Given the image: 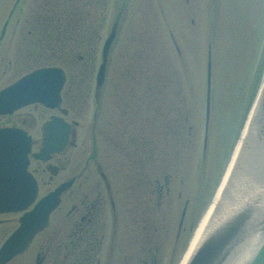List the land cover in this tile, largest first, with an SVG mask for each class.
<instances>
[{
	"label": "flooded vegetation",
	"instance_id": "af4514ba",
	"mask_svg": "<svg viewBox=\"0 0 264 264\" xmlns=\"http://www.w3.org/2000/svg\"><path fill=\"white\" fill-rule=\"evenodd\" d=\"M73 1L39 0L30 23L26 22L31 9L28 0H0V18L10 7L0 44L6 37L8 43H17L19 34L21 43L30 46L44 42L58 46L60 37L70 42L76 27ZM84 1L90 18L93 0ZM63 20L68 23L62 25ZM91 30L87 23L85 34L91 35ZM123 79L105 76L98 99L101 127L98 132L95 115L94 125L84 133L81 153L65 159L66 153L79 147L77 125L64 151L47 162L31 159L29 169L39 191L43 186H50L48 192L65 183L69 186L49 225L25 252L2 264L180 263L222 184L239 138L237 128L222 124L224 119L214 109L209 111L208 124L207 109L202 110L203 117L195 115V121L182 108V99L179 108L171 106L170 94L163 108L152 99L145 103L141 83ZM81 83L74 82L72 89H80ZM146 84V90L154 94L153 85ZM108 89L111 95L104 98ZM64 104L65 100L67 111L62 116L60 110L49 111L39 127L40 137L52 116L75 121L69 119L71 108ZM23 111L0 116V129L21 128L30 134L38 123H28ZM38 143L41 139L34 146ZM21 216L0 213V248L19 227Z\"/></svg>",
	"mask_w": 264,
	"mask_h": 264
},
{
	"label": "rangeland",
	"instance_id": "374dc122",
	"mask_svg": "<svg viewBox=\"0 0 264 264\" xmlns=\"http://www.w3.org/2000/svg\"><path fill=\"white\" fill-rule=\"evenodd\" d=\"M38 1L28 0L31 9L26 22L33 17ZM84 3V0H76L72 7H75L81 39L87 23L91 24L90 37L95 48L93 64L87 59L74 64L64 57L63 52L52 51L56 49L43 45L26 49L27 45L21 43L22 35L18 32L17 43H8L9 37H6L0 44V88L36 68L51 64L63 67L73 82L86 78L77 91L74 88L72 91L69 83L65 87V105L72 110L69 119L80 124L79 147L65 154L66 161L69 155L83 151L84 133L91 124L94 125L95 115L96 128L98 132L100 130L101 111H96L93 96L88 92L94 91L95 82L91 79L95 78L104 39L110 34L119 11L121 17L110 51L108 77L124 78L122 82H140L144 102L155 100L161 108L168 94L173 99H170L173 108H179L182 99V108L188 110L195 120V115L202 116L205 108L210 47L214 114L218 116L217 110L223 112L227 122L236 120L237 116L239 123L243 124L264 79V0H93L90 18ZM41 6L45 10V5ZM9 8L0 18V31ZM85 50L83 54H86ZM146 83L153 85V91L156 89L154 94L146 90ZM110 95L108 89L104 98ZM22 114L28 123L37 121L38 126L30 133L39 140V127L50 112L41 106H32ZM217 123L218 129L222 130L219 119ZM49 189L50 186L41 187V195Z\"/></svg>",
	"mask_w": 264,
	"mask_h": 264
},
{
	"label": "water",
	"instance_id": "95a60500",
	"mask_svg": "<svg viewBox=\"0 0 264 264\" xmlns=\"http://www.w3.org/2000/svg\"><path fill=\"white\" fill-rule=\"evenodd\" d=\"M115 33L114 28L103 51L104 61ZM103 76L104 65L98 73V88ZM210 79L209 63L208 83ZM64 83L65 73L60 68L36 70L0 93V114H11L32 103L52 109L60 107ZM58 135L61 136L59 142ZM67 136L68 126L63 120L49 122L43 148L34 157L48 160L52 153L64 148ZM31 148V138L26 133L0 130V213L26 210L37 198V183L28 172ZM67 186L42 198L23 216L21 227L1 249L0 262L24 251L34 236L47 226L50 214L59 204V195ZM216 213L222 214L219 219L212 218L186 264H240L251 256L253 260L264 244V84L248 136Z\"/></svg>",
	"mask_w": 264,
	"mask_h": 264
},
{
	"label": "bare ground",
	"instance_id": "6f19581e",
	"mask_svg": "<svg viewBox=\"0 0 264 264\" xmlns=\"http://www.w3.org/2000/svg\"><path fill=\"white\" fill-rule=\"evenodd\" d=\"M216 214H217V213H216ZM216 214H215V215L213 214L214 216L212 215V217H211V219H210V222H211L212 218H213V220H214V218H215V219H219V216H220L222 213H218L217 215H216ZM205 221H206V220H205ZM210 222H209V223H210ZM202 227H203V228H202ZM202 227H201L202 230H201V229L198 230V232H197L196 235H199L200 232L203 231L204 226H202ZM185 259H186V258H185ZM249 259H250V257L245 258L240 264H247V262L249 261ZM183 261H184V260H183ZM183 263H184V262H183ZM183 263H182V264H183Z\"/></svg>",
	"mask_w": 264,
	"mask_h": 264
}]
</instances>
